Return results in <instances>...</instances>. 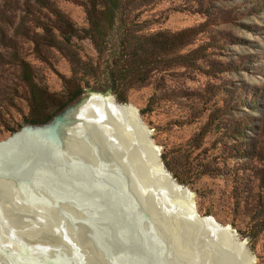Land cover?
Listing matches in <instances>:
<instances>
[{"label":"rangeland","instance_id":"374dc122","mask_svg":"<svg viewBox=\"0 0 264 264\" xmlns=\"http://www.w3.org/2000/svg\"><path fill=\"white\" fill-rule=\"evenodd\" d=\"M29 1L33 0H0V37L5 29L18 43L10 48L9 43L3 46L0 42V140L20 130L29 113L27 90L11 51L20 52L51 92L61 91L62 78L71 75L62 54L52 50L48 62H42L33 42L9 30L8 21L23 14V5L28 6ZM57 2L78 26H87L84 9L75 0ZM142 18L149 19L151 31L190 29L186 32L192 39L180 52L181 64L173 61L159 80L152 111L143 113V120L153 128L168 169L195 191L197 210L233 226L249 240L256 255L254 264H264V0H161ZM78 46L84 55L96 56L89 40L78 41ZM154 92V85L133 90L128 101L143 109ZM53 167L56 187H65L66 169ZM68 189L72 193L75 186ZM82 193L72 194L84 199ZM54 199L59 232L60 223H69L76 226L77 234H69L67 227V233L49 238L44 227L39 231L34 225L36 232L29 230V225L37 224L33 218L21 215L17 220L10 215L0 220V243L8 247L20 243L21 250L17 246L19 252L3 256L0 264H51L44 257L52 254H57L59 264H74L79 257L94 262L90 251L111 264L113 258L108 255L113 253L108 248L118 244L122 250L121 242L106 238L90 221L63 218L61 208L68 205L59 193ZM24 206L25 211L32 210ZM85 216L92 215L86 212Z\"/></svg>","mask_w":264,"mask_h":264},{"label":"water","instance_id":"95a60500","mask_svg":"<svg viewBox=\"0 0 264 264\" xmlns=\"http://www.w3.org/2000/svg\"><path fill=\"white\" fill-rule=\"evenodd\" d=\"M116 106L120 107L115 110ZM55 131H59L57 142L62 148L59 154L37 146L26 155L33 159V166L26 165L24 148L41 141L47 144ZM153 132L141 109L119 100L110 85L87 87L47 123H26L0 140V220L24 215V204L35 200L38 184L55 180L56 169L52 173L37 165L43 158L63 161L78 146L87 153L90 164L83 163L82 175L71 171L72 193L83 191L86 208L96 212L90 222L106 238H119L122 251L130 255L126 257L129 264H254L256 255L247 238L233 226L197 210L195 191L168 169ZM101 153L105 156L98 161ZM104 161L108 163L105 167ZM95 163L103 168V176H98ZM66 166L73 169V164ZM84 182L89 189H81ZM0 245L4 248L0 263L9 253L19 252L14 246ZM108 256L113 258L111 264L123 262L114 254ZM89 257L97 261L101 256L90 251Z\"/></svg>","mask_w":264,"mask_h":264},{"label":"trees","instance_id":"16d2710c","mask_svg":"<svg viewBox=\"0 0 264 264\" xmlns=\"http://www.w3.org/2000/svg\"><path fill=\"white\" fill-rule=\"evenodd\" d=\"M75 1L84 9L87 26H78L57 0L29 1L28 6L23 5V14L14 15V20L8 21L14 36L33 42L42 62L47 63L52 50H56L71 68V75L62 78L63 89L51 92L28 67L20 52L11 51V59L20 67V77L27 90L29 113L24 122L47 123L92 85H110L121 101H128L133 90L154 85V94L141 109L142 114L152 111L159 80L167 74L173 61L181 64L180 52L192 43L186 32L190 29L151 31L149 19H143L142 15L161 0ZM1 14L0 9V21H3ZM2 32L5 34L0 37L3 46L8 43L10 48L18 46L17 40L8 37L5 29ZM83 40L91 42L96 56L82 53L78 41ZM162 156L166 160L165 154Z\"/></svg>","mask_w":264,"mask_h":264},{"label":"bare ground","instance_id":"6f19581e","mask_svg":"<svg viewBox=\"0 0 264 264\" xmlns=\"http://www.w3.org/2000/svg\"><path fill=\"white\" fill-rule=\"evenodd\" d=\"M117 107L119 108L120 106H116V107H114V109L117 110L118 109ZM76 124H79V123H76ZM72 127L73 128H75V127L78 128V126L77 125L75 126L74 124L72 125ZM62 131H65V130H62ZM58 132L55 131V135L51 136L52 139L49 140L47 142V144H46L45 141H41V142H38L37 145L34 144V143L33 144L31 143L26 148H24L23 152L25 154L23 155L24 156L23 159L24 158L26 159L25 160L26 165H28L30 167L33 166V164H32L33 159L32 160L29 159L28 156H26V155L28 153H30L29 150H33L34 147H37V146L42 147L43 146L42 148L55 150V154L54 155L57 156L59 154V151H60V148H61V144L57 142L58 135H59ZM37 133H39V132H37ZM74 147H75L74 149L76 150V152L75 153H71L70 155L66 156V158L63 161H61L59 158H58V160L51 161L52 159L50 157L43 158L39 163H38L37 160H35L34 165L38 163V165H42L45 168L46 167L49 168L48 171H51L54 168L53 167L54 165H56V166L58 165V166H61L62 168H65L66 169L65 175H66V177H68V182L66 183L65 187H62L63 189H66V190H60L62 188H57L58 185L54 181L53 182H47V183H44V184H43V182H40L38 184V186L36 187L37 189H35V190H37V192H36L37 193L36 194L37 197H35V200L31 201V204H27L26 203L28 206H31L32 210L36 209L37 212L36 211H32L30 209H28V210H26V212H24V216L29 217V218H33V220H35V222L37 223V224H33L32 223V225H29L30 226V228H29L30 231L34 230V232H36L35 230L37 228L39 229V231H43V227H44V229H45L44 232L46 233L45 236H48L49 238H53L57 234H60V233H63V232L67 233L66 228L70 227L69 234H73V235H75V233L77 234L76 226H70V224L68 222H67L68 224L60 223L62 225V227H63L62 228V232H59V230H58L59 222H57V221H58V215L59 214H57L56 211H54V208H52V206H56V205L58 206V202L55 203L56 201L54 199V197H57L58 193H59L61 199L63 200V202L66 205H68L65 208H61L62 209V217L63 218H70L71 220H78V219L80 220L81 219L84 222H87L88 224H90L89 221H91V218L94 217V216H85L86 212H88L89 215H94V213H96L91 208L90 209L86 208L88 206V203H86L87 199L86 198L82 199L81 197L72 194L71 191L68 189V188H70L72 186H75V182H72V180L70 179L71 175H72L71 171L74 170V172H76L78 175H82V173H80V172L81 171H85V168L83 167V163L88 162L90 164V160L88 158L87 153L82 148H80L78 146H74ZM104 156L105 155L103 153H101V156H100V158H98V161H99V159L100 160L103 159ZM20 157L22 158V153H21ZM94 162L95 161L92 160V163H94ZM69 164H73V169H69L70 167L66 166V165H69ZM96 164H97V169L99 170V173H98L99 175L98 176L101 177V176H103V173L100 172V170H102L103 168L99 167L98 163H95L94 165H96ZM103 165L105 167L106 165H108V163L106 161H104ZM83 185H84V187L81 186L82 190H85V188L89 189V184L88 183H85ZM55 190H60V191H55ZM65 192H67L68 194H65ZM24 216L22 215V217H24ZM14 217H16V219L18 218V216H14ZM17 220H19V219H17ZM39 221H42V222H39ZM38 223H43V225L40 224V225H42L40 227L41 229L37 226ZM87 223H85V224H87ZM34 225L37 228L31 227V226H34ZM92 226L96 227L97 225H96V223H94V225H92ZM17 245H18V248L20 249V247H21L20 243H18ZM16 247L17 246L14 244V248H16ZM2 250H4V248H3V246L0 245V254H2L1 253ZM108 250H109V252H112L114 254V256H115L114 258H116L118 261L119 260L123 261L120 264H123V263L129 264L130 263V259L128 260L126 258L129 255V253L126 250L122 251V250H120V248L118 246L112 247V248H110ZM129 251H132V250L130 249ZM116 254H118V255H116ZM54 255H55V257H53ZM56 255L57 254H52V255H50L51 257L50 256L49 257H44V259L47 260V261H52L51 264H59L58 263L59 260H57ZM20 256H22V254H20ZM8 257H13V255L11 253H9ZM128 257H130V255ZM22 258L24 259V257H22ZM15 259H17V258L15 257ZM105 260L106 259L104 257H101V259H99L97 261L94 260V262H90V261L89 262L91 264H106ZM17 261H19V260H17ZM89 262L84 257L82 258V260L79 257L74 264H90Z\"/></svg>","mask_w":264,"mask_h":264}]
</instances>
